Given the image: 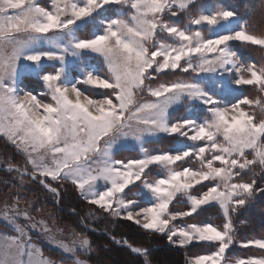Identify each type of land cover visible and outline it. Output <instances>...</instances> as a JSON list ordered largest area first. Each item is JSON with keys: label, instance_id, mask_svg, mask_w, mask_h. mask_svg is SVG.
<instances>
[{"label": "snow or ice", "instance_id": "1", "mask_svg": "<svg viewBox=\"0 0 264 264\" xmlns=\"http://www.w3.org/2000/svg\"><path fill=\"white\" fill-rule=\"evenodd\" d=\"M89 27L91 35L77 34ZM238 48L258 49L259 65ZM86 54L100 66L86 67ZM22 69L42 83L39 97L22 88ZM179 107L204 115L176 117ZM0 137L22 158L0 169L15 190L0 208L15 233H0V264H56L30 230L60 253L59 264H87L81 257L92 250L83 233L39 215L43 206L23 195L28 183L57 203L70 184L113 220L176 247L214 249L188 264H229L234 215L264 195V27L210 0H0ZM121 148L138 155L117 159ZM209 206L222 225L186 220ZM115 242L148 264L146 248ZM240 246L264 250V239ZM234 264H264V255Z\"/></svg>", "mask_w": 264, "mask_h": 264}, {"label": "trees", "instance_id": "2", "mask_svg": "<svg viewBox=\"0 0 264 264\" xmlns=\"http://www.w3.org/2000/svg\"><path fill=\"white\" fill-rule=\"evenodd\" d=\"M210 3L215 8L235 11L239 22L249 21L253 25V30L257 32L264 27L260 19V4L264 3V0H210ZM253 8L255 12H253ZM210 10V8L204 9L206 12ZM111 15L114 17L115 13ZM180 22L183 23L184 21L181 20ZM79 35H88V33L79 32ZM251 48L254 49L255 46H251ZM237 51L243 61L259 65L260 52L258 49L238 48ZM22 86L30 92H38L40 84L35 78L24 77ZM246 95L255 98L257 93L254 89H249ZM157 147L167 150L170 145L165 142L157 145ZM137 155L136 152L121 151L115 154V158L123 160ZM9 159L14 163H22V158L15 149L0 138V169L4 167ZM11 179V176L0 170V208L3 207L5 199L11 202L10 198L15 190L4 183L6 180ZM245 179H248V177H245ZM260 182L264 184V181ZM26 189L23 195L35 200L38 206H43L44 211L39 215L47 217L51 214L60 228L65 230L74 229L89 238L92 250L89 254L81 257L87 261V264H145L144 257L132 254L127 247L117 244L116 240H127L134 246L146 248L148 250V264H188V258L210 254L214 250L201 244H191L186 248L175 247L168 243L167 237L164 235L147 233L130 221L113 220L82 200L70 184L60 188L59 203L38 184L28 183ZM174 210H178V207ZM186 220L194 223L222 225V218L216 206H209L208 210L202 212L199 216L186 218ZM233 220L237 229L236 243L264 239V195L258 196L251 206L235 214ZM49 223L51 224V221ZM0 232L10 233L9 229L1 223ZM41 249L45 257L57 263L62 259L60 253L48 247L44 246ZM227 255L234 258H248L264 255V250L234 247L227 252Z\"/></svg>", "mask_w": 264, "mask_h": 264}, {"label": "rangeland", "instance_id": "3", "mask_svg": "<svg viewBox=\"0 0 264 264\" xmlns=\"http://www.w3.org/2000/svg\"><path fill=\"white\" fill-rule=\"evenodd\" d=\"M37 2H38L41 6H47L48 3H49V0H37ZM234 23H235V22H234ZM97 28H98V26H97ZM92 31H94V29H92L91 27H89L88 29H82V30H80L79 32H87L88 35H91ZM79 32L77 33L78 35H79ZM84 64H85V66L88 67V68H98V67L100 66V62L98 61V59L94 58L91 54H86V56H85V60H84ZM21 72H22V74H21V86H22V79H23L24 77H32V78H35L36 81L38 82V84H40L39 91H38V92H32L33 94H35V95H37V96L39 97L40 93L44 90V89H43V86H42V83L38 80V78H37L36 76L30 74L27 70H23V69H22ZM79 75H80L79 69L73 67V68H72V76H73L74 78H78ZM22 88H23L25 91H29V90H27L26 88H24L23 86H22ZM29 92H30V91H29ZM225 98L228 99V98H231V97L226 96ZM193 114L198 115V116L204 115V114L200 113L199 111H198V112L196 111L195 113H190V112H188L184 107H179V108L177 109V111L174 113V115H175L176 117L188 116V115H193ZM0 138H1L4 142H6L2 137H0ZM13 149H14V148H13ZM121 151H132V152H136V151H134V150L131 149V148H121V149H119L115 154H117L118 152H121ZM136 153H137V152H136ZM82 200H83V199H82ZM170 207H171V206H170ZM174 209H176V208H174ZM174 209H173V210H174ZM178 210H180V209L178 208ZM174 211H175V210H174ZM130 222H131V221H130ZM175 223H177V224H183V221L178 220V221H176ZM1 224H2V223H1ZM135 225H136V224H135ZM7 228H8V227H7ZM8 229H9V231H10V233H9L8 235H10V236L15 235V233H14L10 228H8ZM142 230H143V229H142ZM0 233H2V232H0ZM29 235H30V237H31V239H32V242H33L34 244H36V245H38V246H40V247H44V246H45V247H48V248H50V249H52V250L58 252L54 247L50 246V245L44 240V238H43L42 236H40L35 230H30ZM168 243H169V242H168ZM243 243H244V242H243ZM169 244H170V243H169ZM194 244H196V243H194ZM171 245H172V244H171ZM240 245H241V243H235L233 246H230V248L227 250V252H229V250H232L234 247L245 249L244 247H241ZM172 246H174V245H172ZM175 247H176V246H175ZM248 248H252V247H248ZM252 249H255V248H252ZM258 250H261V249H258ZM58 253H59V252H58ZM227 258H228L229 264H234V262H235L237 259H247V258H239V257H238V258H234V257H232V256H228V255H227ZM248 258H249V257H248ZM81 259H82V258H81ZM56 264H59V262H58V263L56 262Z\"/></svg>", "mask_w": 264, "mask_h": 264}]
</instances>
